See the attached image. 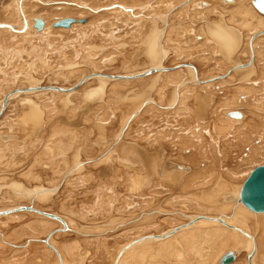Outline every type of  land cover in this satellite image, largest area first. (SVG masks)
<instances>
[{"label":"rangeland","instance_id":"rangeland-1","mask_svg":"<svg viewBox=\"0 0 264 264\" xmlns=\"http://www.w3.org/2000/svg\"><path fill=\"white\" fill-rule=\"evenodd\" d=\"M18 1L19 6H22V11H20V9L18 8ZM121 1L123 0H109V2L108 0H94V4L93 0H0V29H2L0 30V109L4 97L5 95H7L4 93H6V91H9L10 93L12 90L21 88L22 86H24L22 88H25L34 84H41L56 85L64 88H69L70 86L77 85L76 88H78V90L72 94H62L49 90L46 91L47 93L45 91L43 92V90L38 91L37 93H35L36 91L22 93L18 96L17 99H13L14 101L11 100L9 102H12L11 104H7V108L4 111L5 114H0V125L3 124L0 126V144L2 143L0 145V152L5 151L3 153H0V157H3L0 158V185H6H4L5 187H0V209L4 207L16 206L19 203L30 204L43 210H48L60 214L68 221V223L70 222L69 228L63 230V225L61 222H58L56 220H50L49 222H47L49 219L40 217L32 213H22L16 216H12L10 217V220L5 221L7 222L5 224L3 222H0V264H56L57 261H55L56 259L54 257V253L52 251L51 253H48L49 247L45 239L53 231L55 232L51 234V241L54 242L55 245L65 253L68 264H70L69 261L72 260L73 264H114V258L119 249L131 240L132 235H135V237H137L143 234L149 235L153 233H165L171 230L173 226L175 227L177 225L183 224L182 222L185 218L182 219L181 215L185 211H187L185 212L187 214H203L215 216L220 214L230 215L233 212L232 204L225 209H221L220 204L218 206H215L214 204L207 203L206 200H208L209 198H213V196L217 197V192L227 191L229 188L232 189L228 191H233L246 177L249 171L253 170L258 165H264V158H261L264 157V154H262L264 153V96H262L264 95V37L256 38L258 49L257 53L258 57L261 60H258L259 62L257 61L255 69H252V71L248 70L244 74L242 73L243 75H241L238 70H235L233 68L231 60L225 54L222 44V38H224L223 33L219 35L215 30V27L219 26L218 21L230 26H237L239 27V29H241L246 42V37L247 39H249V37L253 33L259 30V28H257V26L259 25L258 22L254 21L251 26L245 25V23L236 25V19H233L231 17V11L233 7L229 5H233V3L229 2L230 0H206L209 4L206 8H203L200 5L203 0H195V3L191 2V0H140L141 2L139 0H137V2L136 0H124V3ZM92 2L95 6L92 4ZM198 2L199 7L196 6ZM244 2L248 4L249 0H245ZM104 3L108 5H105ZM134 10L137 11L134 12ZM92 11L95 13H93ZM145 11L148 14H146ZM159 12H161L160 15ZM64 13H67L68 15ZM89 13H91V15ZM100 13L102 15H100ZM44 14H49L47 15V18L51 21V26L49 28H38L35 24L34 27L36 28V30H26V15L40 18ZM105 14V17H107V15L110 16L105 18L103 17V15ZM94 15L97 16L95 17ZM65 17L79 18L80 20L78 21V23L80 24L73 23L69 27H66L67 30L65 28H63L64 30L62 28L55 30L54 21H59V19ZM149 17L151 19H149ZM127 19H130L131 21L128 22ZM125 20L127 22H125ZM246 20L250 19L247 18ZM112 21L114 22L112 23ZM143 21H147V23L144 24ZM104 22L109 23V25L107 27H104ZM101 23L102 25H99ZM117 23L123 26L118 25V27ZM178 25H180L181 27ZM88 26H90V28ZM86 27H88L89 29ZM125 28H128V30ZM173 28L175 29V32H172V30L174 31ZM209 28L213 29L214 33L209 31ZM103 30H109L110 32L108 31L107 33ZM118 30L119 32H121L119 33ZM81 31L85 32L82 33ZM97 31H100V33H98ZM145 32L147 33L146 35ZM63 33L67 35L64 36ZM111 34L114 36H112ZM135 34H138V36ZM74 35L76 36L74 37ZM84 35H88L89 38L86 36L87 40H83L85 38ZM128 36L130 37L128 38ZM140 36L142 38H140ZM148 36H150V39H148ZM117 38H121L125 42L123 41L122 43L120 39L118 40V42H116L117 45H115V41L117 40ZM74 39L76 40V42ZM97 39L99 40V42L96 41ZM136 39H139V42H135ZM92 41L94 42L92 43ZM159 42L163 52L165 53L164 56L161 55ZM72 47L74 48V50H72ZM118 50H120L121 52L123 51L122 54ZM136 51L137 54H135ZM76 52H79L80 54ZM93 53H95V56ZM78 54L81 56H79ZM87 55H89V57ZM240 56L242 58V61L249 62L247 56H244L243 54H241ZM98 57H100V60H97L99 59ZM92 58L94 59L92 60ZM220 58L221 62H219L218 60ZM72 59L75 61H73ZM89 59L90 61H87ZM41 61H45L46 63H42ZM52 62L53 64H51ZM184 63H191L197 66V75L201 80H208L207 85L206 83L202 84L197 81V76L192 68L182 67L180 68L181 71L180 69H176L177 65ZM127 64L128 67H126ZM130 65L132 67L129 68ZM137 65L139 66L137 67ZM160 66L173 67V69L175 70L169 72V76H167L168 74H166V72L162 73L158 79L159 81L157 80V83H155L156 81L151 76H154V74L139 79L129 80L128 83H126V81H123V84L122 82L120 83V80L116 81L107 79L105 77L93 76L94 73L104 72L109 74H132L134 72L136 73ZM40 67L42 68V70L40 69ZM43 67H45L46 69L44 68V70ZM37 68L39 69V71ZM51 68L52 70H48ZM96 68L98 70L100 69V71L94 70ZM81 69L84 70L79 71ZM188 69L190 70V72ZM173 72H175L174 75H172ZM204 72H207L208 75ZM27 73L31 74L33 79L25 78V74ZM177 73L182 77H180ZM176 77L177 79H175ZM178 77H180L181 79L179 80ZM79 78L81 79L79 80ZM165 78H168L169 80ZM102 79L106 81H100ZM172 81L173 84L171 83ZM176 82L177 84H175ZM113 83L116 84L112 86ZM184 83H187V85ZM85 84L88 85V87ZM140 84L144 85L140 86ZM180 84L183 85L181 86ZM114 86L117 88H113ZM192 86L194 87V89ZM122 87H124V89ZM175 88H177L176 91ZM189 90L191 91L189 92ZM181 92H183V94H181ZM201 92L208 94L210 101L208 100L209 103L206 107V113L202 116H197L195 113V108L197 107L196 100L197 96ZM33 93L36 95H34ZM41 93H43V95H41ZM114 94H116L117 96ZM158 94H160L161 96ZM38 95H40L41 98ZM24 97H28L31 99L27 100L28 98L26 99ZM187 97L189 100L186 99ZM149 98L151 99L149 100ZM179 98L182 101H180ZM135 99H137L138 101H136ZM111 100L115 102L113 103ZM48 101L51 103H49ZM87 101L89 102V104H87ZM225 101L229 102L227 103ZM122 102L124 104H122ZM139 102L143 103L139 105ZM181 102L183 103L180 104ZM36 103H38V108L41 112L42 122L39 125L37 133H34L33 123L31 122V118L27 113L30 112V108L36 106ZM45 103L49 104L50 106L46 105V107ZM55 104H57V107ZM84 104L88 106H84ZM231 105L234 106L230 107ZM61 107L64 108V110L61 109ZM75 108H77V110H75ZM81 108H84L85 112L83 109L82 113ZM86 108L89 111L86 110ZM106 108H110V110ZM228 108L239 109L236 112L240 113V117H235L230 114L228 116L226 114V109ZM52 109L56 110L54 112H51ZM67 110L71 111L68 112ZM135 110L137 113L135 112ZM64 111L65 113H62ZM58 112H61L62 114H59ZM98 114L99 116H97ZM103 116H108V119L103 118ZM124 116L126 117L125 121ZM219 116L227 117V120H229L227 122L228 124L226 123L225 118L221 119V117L219 118ZM96 117L98 118V120ZM101 117L103 118V120L99 121ZM136 117H138V119H136ZM218 118L220 119V122ZM249 119L252 120L250 121ZM4 120L6 121L4 122ZM7 120L9 122H7ZM16 120L18 121L17 123ZM196 120L198 121L196 122ZM223 120H225V123L223 122ZM260 120L263 122H261ZM255 122H257L258 124ZM13 123L15 124L13 125ZM236 123H238L241 128L239 127V125H236ZM242 124H244L243 128L249 125L247 127L249 131L247 128L243 129ZM15 125H17V128H15ZM205 125H207V127H205ZM61 126L63 127L64 131L62 130ZM257 126H259L260 128H257ZM58 127L59 129H57ZM65 127L67 128V130ZM68 127H71L70 130H68ZM195 127L196 129H194ZM184 128L187 129L185 130ZM200 128H205L206 130H201ZM235 128L238 134L235 130H233ZM255 129L259 130L255 131ZM129 130H131L132 132ZM245 130H247L246 134ZM166 131H169V133ZM175 131H177V133H175ZM198 131H200V133ZM259 131H261L260 133L262 134L256 135L257 132L259 133ZM68 132L71 133L68 135H64V133ZM72 133H74V136ZM177 134L179 137L177 136ZM249 134L250 136L252 134L253 137H249ZM71 136L73 137L70 138ZM182 136L185 137L183 138ZM236 136L239 138V140ZM85 138H87V140ZM191 138H194L195 142H193V139ZM205 138L207 141L205 140ZM186 139L190 140L187 141ZM106 141H108V143ZM203 141L205 142L203 143ZM55 142L58 145H56ZM135 142L140 143L141 146L150 151L152 156H154V153H156V155L158 156L157 152L159 154H162L164 165H166L164 167L167 169H165V172H167L170 168L171 170L179 171V166L185 167V169L182 168V170L179 171L180 175H182L180 177V182L182 181V184H180V182L176 186L165 184L162 177H168L170 173H166V175L162 176L165 173L160 172V168L158 169L159 160H155V162H157V167L154 169L153 173H156L157 175L161 173L162 174L151 179V183L147 185L148 192L144 191L143 186L140 187L139 191H133L134 183L132 180V175H134V173L131 169L128 170L126 168V164L122 162L120 158H122V153H124L123 151L126 149V145ZM174 142H176V144ZM211 143L215 144L210 145ZM254 143L256 145H254ZM70 144L73 146V148ZM103 144H106L104 145L105 148H103ZM200 145L204 147L201 148ZM30 146L33 148L31 149ZM58 146L61 148H59ZM194 146L196 147L194 148ZM228 146L230 148H228ZM20 147L23 150V154L17 155L16 151L18 152ZM260 147L262 152L258 151L260 150ZM7 148L9 149L7 150ZM48 148L50 149V151ZM69 148H71V150ZM26 150L30 151L27 152ZM113 150L118 155L115 154ZM44 152L46 153V155ZM6 153H9L10 157H8ZM253 153L256 155V157ZM202 154H206V157L204 156V160ZM36 155L37 159H34L36 158ZM186 155L188 157H186ZM38 157L40 159H38ZM207 158L209 160H207ZM214 158L216 159L214 160ZM152 159H154V157H152ZM245 159L247 160L245 161ZM212 161L218 164H213ZM209 162L212 163L210 164ZM242 162L244 163L242 164ZM55 163H57L58 165H55ZM192 163H194V165ZM30 164L32 165V167ZM140 165L139 166L141 167V169H139L138 174L141 178H145L149 170L148 165H146L144 162H140ZM62 166L63 168H65L63 169ZM192 167L194 168L193 170L191 169ZM40 171H48L49 174H47V176L50 175L51 178H46L42 181L35 180L36 178L42 176V174H40ZM198 171L200 174L198 173ZM215 171L217 172V174ZM228 172L229 174H232L231 177ZM237 172L239 173L237 174ZM24 173H29L30 176L28 177L26 176V174L24 175ZM225 173H227V175ZM190 175L193 177L191 178ZM223 175H225V177ZM188 176L189 178H187ZM201 176L204 177V180ZM211 176L215 178H212ZM233 176L237 179L232 178ZM195 178L199 179L196 180ZM74 179L76 181H74ZM232 179L235 180L232 182ZM26 180L31 181L27 182V184ZM188 180L190 181L187 182ZM192 181L195 184H193ZM184 182H186L187 184L185 186L186 188L183 186ZM53 184H56V187L59 189L58 191L55 187H53ZM189 184H191V186ZM205 184L208 185L205 186ZM221 184H224L226 189L224 186H221ZM16 185L17 187H13ZM38 185H41V187L37 188L38 191L36 190L38 194L35 191L30 192V190L25 193H21L26 186H28V188H35V186ZM199 185H201V187H198ZM50 186L52 189L55 188V190L48 189L50 188ZM223 188L224 190H222ZM45 189L51 190V193L44 194L46 192ZM49 195H51V197H53L54 199L49 198ZM9 199L12 200L8 203ZM146 199H152L151 208L147 207L146 209H144V211L135 214V212L132 211L136 207L135 203L137 204L141 200ZM169 199L170 201H172L173 199L177 202L172 201L170 203ZM189 199H193V201ZM184 200H186V202H184ZM187 200H189L190 202H188ZM191 201L197 204H192ZM204 206H206V208ZM160 208L162 210H160ZM125 210H129L130 213L126 212L125 214V212H123ZM155 210H159L163 213L160 215L158 214V216ZM213 210L215 212H213ZM219 212L221 213L219 214ZM81 215L83 217H81ZM174 216L178 219L174 218ZM237 218L239 220H242L244 226L249 229L257 238L258 251L256 253L254 264H264V214H262L261 216H256L252 219H245L243 214H239L237 215ZM179 219H181V221ZM33 223L35 224V226ZM152 223L154 224L152 225ZM40 225L43 227H41ZM145 225L147 226V228ZM38 226L39 228H37ZM45 228H47L48 230H46ZM143 228H145L144 231ZM57 229L62 230L56 231ZM197 231H193V235H190L189 237H185L182 233L181 235H177L176 237L171 238L172 240L168 238L169 240H165L163 242L169 243L163 244L161 251H157L159 245L154 243V245L149 246L150 249L148 252V256L142 262V264H185L184 260H181V256L179 253L180 249L177 248L178 246H191V248L188 247L187 249H183L187 251L185 252V254H187L188 258L195 262V264H211L212 259L217 254V252L221 248V251H224L226 249L224 236H220L215 230L210 229V226L209 230L207 228H200ZM190 237L192 238V240L197 242L196 245H191L192 240ZM176 238H178V240H181V238H183L182 241H180L181 243L179 245L174 242ZM214 238L217 241L212 243L211 240ZM32 239H35L36 241H33ZM113 239H116L118 242H121L124 239L126 240L119 243V246L122 245L121 247L113 249L110 246V243ZM208 239L209 241H207ZM184 240L191 241V244L187 245ZM3 242H5L6 244ZM169 246H172L171 249L169 248ZM144 247H148V245ZM46 249L47 252L45 251ZM137 249L138 248H136V250ZM247 253L248 252L245 250L239 253L237 264H248L245 259ZM127 255L128 252L126 253V256ZM260 259L262 262H260ZM126 262L129 263L128 258L126 259ZM133 263L138 264V257L133 258Z\"/></svg>","mask_w":264,"mask_h":264},{"label":"bare ground","instance_id":"bare-ground-1","mask_svg":"<svg viewBox=\"0 0 264 264\" xmlns=\"http://www.w3.org/2000/svg\"><path fill=\"white\" fill-rule=\"evenodd\" d=\"M89 1V0H88ZM104 1V0H103ZM124 1V0H123ZM123 1H121V2H123ZM127 1V0H126ZM140 1V0H139ZM142 1V0H141ZM140 1V2H141ZM153 1V0H152ZM158 1V0H157ZM245 0H230L229 2H231V3H233V5H229V4H227V5H229V6H231V7H233L232 8V11H231V17L233 18V19H236V22H237V24L236 25H239V24H242V23H245V25H249V26H251V24L254 22V21H256V22H258V26H257V28H259V30L258 31H256L255 33H253L250 37H249V39H247V37H246V42H245V38H244V35H243V33H242V31H241V29H239V27H237V26H230V25H227V24H225V23H222V22H220V21H218V23H219V26H216L215 27V30L217 31V34H221V33H223V35H224V38H222V44H223V47H224V51H225V54H226V56L231 60V63L233 64V68L235 69V70H238L239 71V73H241V75H243L246 71H248V70H251L252 71V69H255V66H256V64H257V61L258 60H261L259 57H258V53H257V37H264V13H262V12H260L257 8H256V6L253 4V1L254 0H249V3L247 4L246 2H244ZM93 2H94V0H93ZM93 2H92V4H93ZM97 2H99V1H97ZM106 2V1H105ZM108 2H109V0H108ZM112 2V1H111ZM120 2V3H121ZM136 2H137V0H136ZM139 2V3H140ZM156 2V1H155ZM154 2V3H155ZM191 2H194L195 3V0H191ZM228 2V1H227ZM89 3V2H88ZM107 3V2H106ZM119 3V2H118ZM124 3V2H123ZM126 3V2H125ZM135 3V2H134ZM153 3V4H154ZM159 3V2H158ZM56 4V3H55ZM54 4V5H55ZM91 4V5H92ZM94 4H95V2H94ZM93 4V5H94ZM105 4V3H104ZM103 4V5H104ZM116 4V3H115ZM122 4V3H121ZM138 4V3H137ZM142 4V3H141ZM145 4H146V2H145ZM144 4V5H145ZM90 5V4H89ZM89 5H87V6H89ZM105 5H108V4H105ZM104 5V6H105ZM129 5H131V4H129ZM200 5L203 7V8H206L209 4H208V2L206 1V0H203L202 1V3H200ZM59 6V5H58ZM61 6V5H60ZM62 6H65V5H62ZM95 6V5H94ZM93 6V7H94ZM100 6V5H99ZM196 6H198L199 7V2L196 4ZM51 7H53V6H51ZM70 7V6H69ZM72 7V6H71ZM91 7V6H90ZM113 7V6H112ZM155 7V6H154ZM18 8L20 9V11H22V6H19V1H18ZM89 8V7H88ZM62 9H64V8H62ZM62 9H59V10H62ZM92 9V8H91ZM115 9V8H114ZM118 9V8H117ZM139 9V8H138ZM143 9V8H142ZM156 9H157V7H156ZM78 10V9H77ZM84 10V9H83ZM87 10V9H86ZM113 10V9H112ZM112 10H108V11H112ZM173 10V9H172ZM16 11V10H15ZM88 11H90V10H88ZM137 11V10H136ZM135 10H134V12H136ZM142 11V10H141ZM140 11V12H141ZM152 11H154V10H152ZM32 12V11H31ZM47 12V11H46ZM51 12V11H50ZM77 12V11H76ZM79 12V11H78ZM93 12V11H92ZM105 12V11H104ZM41 13V12H40ZM68 13V12H67ZM67 13H64V14H66V15H68ZM83 13V12H82ZM93 13H95V12H93ZM92 13V14H93ZM102 13H103V11H102ZM145 13L146 14H148L146 11H145ZM38 14V13H37ZM57 14H59V13H57ZM90 15H91V13H89ZM114 14H117V13H114ZM136 14V13H135ZM161 14V12H159V15ZM47 15H49V14H44V15H42V17H40V18H37V17H31L30 15H26L25 16V18H26V30L27 31H30L31 29L32 30H36V28L34 27L35 26V24H36V21H37V19H40V20H42V23H43V25H42V27L41 28H43V29H46V28H49L50 26H51V24H50V20L47 18ZM71 15V14H70ZM69 15V16H70ZM100 15H102L101 13H100ZM99 15V16H100ZM113 15V14H112ZM121 15V14H120ZM51 16V15H50ZM74 16V15H73ZM95 16V15H94ZM97 16V15H96ZM95 16V17H96ZM106 16V14L105 15H103V17H105ZM108 16H110V15H107V17ZM118 16H119V14H118ZM128 16V15H127ZM102 17V16H101ZM107 17H105V18H107ZM129 17V16H128ZM152 17V16H151ZM230 17V16H229ZM84 18V17H83ZM143 18V17H142ZM158 18V17H157ZM250 19V20H246V19ZM97 19V18H96ZM103 19V18H102ZM149 19H151L150 17H149ZM195 19V18H194ZM60 20V19H59ZM80 19L79 18H74V22H72L71 24H80V23H78V21H79ZM112 20V19H111ZM128 20V19H127ZM140 20V19H139ZM119 21V20H118ZM129 21H131L130 19L128 20V22ZM135 21V20H134ZM138 21V20H137ZM136 21V22H137ZM142 21V20H141ZM148 21V20H147ZM147 21L145 22V21H143L144 22V24H146L147 23ZM174 21V20H173ZM189 21V20H188ZM56 21H54V23H55ZM95 22V21H94ZM114 21H112V23H113ZM125 22H127L126 20H125ZM162 22V21H161ZM172 22V21H171ZM200 22V21H199ZM231 22V21H230ZM87 23H92V22H87ZM86 23V24H87ZM105 23V22H104ZM111 23V22H110ZM121 23V22H120ZM134 23V22H133ZM139 23V22H138ZM152 23H154V22H152ZM182 23V22H181ZM116 24V23H115ZM143 24V25H144ZM173 24V23H172ZM99 25H102V23L101 24H99ZM109 25V23H105V25H104V27H107ZM119 25V23H117V26ZM125 25V24H124ZM137 25V24H136ZM150 25V24H149ZM181 25V24H180ZM180 25H178V26H180ZM80 26V25H79ZM113 26V25H112ZM116 26V27H117ZM119 26H123V25H119ZM118 26V27H119ZM128 26H130V25H128ZM147 26V25H146ZM173 26V25H172ZM75 27H76V25H75ZM89 28H90V26H88ZM88 27H86V28H88ZM111 27V26H110ZM145 27V26H144ZM167 27V26H166ZM181 27V26H180ZM184 27V26H183ZM63 29V28H65L66 29V26H55V30H58V29ZM88 28V29H89ZM100 28H102V27H100ZM109 28V27H108ZM122 28V27H121ZM129 28V27H128ZM128 28H125V29H127L128 30ZM137 28H138V26H137ZM143 28V27H142ZM147 28V27H146ZM149 28V27H148ZM92 29V28H91ZM106 29V28H105ZM114 29V28H113ZM139 29H140V27H139ZM144 29V28H143ZM163 29V28H162ZM174 29V28H173ZM179 29V28H178ZM187 29V28H186ZM0 30H2V29H0ZM64 30V29H63ZM67 30V29H66ZM69 30H70V28H69ZM83 30V29H82ZM94 30V29H93ZM93 30H90V31H93ZM99 30H102V29H99ZM116 30H117V28H116ZM120 30V29H119ZM119 30H118V32H119ZM129 30H131V29H129ZM161 30V29H160ZM168 30V29H167ZM90 31H89V33H90ZM103 31H106V30H103ZM109 31V30H108ZM108 31H106L107 33H108ZM134 31V30H133ZM137 31V30H136ZM143 31V30H142ZM150 31V30H149ZM176 31H178V30H176ZM180 31H182V30H180ZM184 31V30H183ZM209 31H211L212 33H214V30L213 29H210L209 28ZM208 31V32H209ZM15 32V31H14ZM65 32V31H64ZM67 32H69V31H67ZM82 33H84L83 31H81ZM98 33H100V31H97ZM110 32V31H109ZM121 32V31H120ZM119 32V33H120ZM124 32V31H123ZM123 32H122V34H123ZM140 32V31H139ZM144 32V31H143ZM172 32H175V29H174V31L172 30ZM74 33V32H73ZM77 33V32H76ZM92 33V32H91ZM104 33V32H103ZM118 33V34H119ZM126 33V32H125ZM135 33V32H134ZM142 33V32H141ZM17 34H19V33H17ZM64 34V33H63ZM72 34V33H71ZM88 34V33H87ZM95 34V33H94ZM117 34V35H118ZM121 34V35H122ZM139 34V33H138ZM138 34H135V35H137L138 36ZM147 33L145 32V35H146ZM149 34V33H148ZM182 34V33H181ZM65 35H67V34H64V36ZM73 35V34H72ZM77 35V34H76ZM76 35H74V37L76 36ZM93 35V34H92ZM92 35H90V36H92ZM97 35V34H96ZM99 35V34H98ZM102 35V34H101ZM112 35V34H111ZM127 35V34H126ZM134 35V34H133ZM141 35V34H140ZM247 35H248V33H247ZM246 35V36H247ZM81 36V35H80ZM85 36V35H84ZM87 37H88V35H86ZM85 36V38L83 39V40H85L87 37ZM112 36H114V35H112ZM131 36V35H130ZM130 36H128V38L130 37ZM144 36V35H143ZM41 37V36H40ZM73 37V38H74ZM96 37H98V36H96ZM118 37V36H117ZM133 37H135V36H133ZM64 38V37H63ZM89 38V37H88ZM102 38V37H101ZM106 38H108V37H106ZM113 38V37H112ZM140 38H142L141 36H140ZM139 38V39H140ZM171 38V37H170ZM177 38H178V36H177ZM104 39V38H103ZM114 39V38H113ZM121 39V38H120ZM120 39H118L117 38V40L115 41V45H117L116 44V42H118V40H120ZM138 39V40H139ZM148 39H150V36H148ZM209 39V38H208ZM219 39V38H218ZM64 40V39H63ZM75 40V39H74ZM74 40H72V41H74ZM87 40V39H86ZM115 40V39H114ZM127 40V39H126ZM137 39L135 40V42H139ZM170 40V39H169ZM168 40V41H169ZM172 40V39H171ZM96 41H98L99 42V40L97 39ZM108 41V40H107ZM120 41H122V43H123V41L124 40H120ZM166 41V40H165ZM43 42H45V41H43ZM75 42H76V40H75ZM87 42V41H86ZM90 42V41H89ZM94 41H92V43H93ZM101 42V41H100ZM112 42H114V41H112ZM125 42V41H124ZM141 42V41H140ZM48 43V42H47ZM88 43V42H87ZM91 43V42H90ZM105 43V42H104ZM246 43V44H245ZM43 44V43H42ZM78 44V43H77ZM111 44V43H110ZM120 44V43H119ZM126 44H127V42H126ZM133 44H134V42H133ZM141 44V43H140ZM184 44V43H183ZM96 45V44H95ZM114 45V44H113ZM82 46V45H81ZM90 46V45H89ZM97 46V45H96ZM164 46V45H163ZM170 46V45H169ZM78 47V46H77ZM73 48V47H72ZM142 48V47H141ZM177 48V47H176ZM86 49H88V48H86ZM85 49V50H86ZM113 49V48H112ZM123 49V48H122ZM134 49V48H133ZM159 49H160V52H161V55H165V53L163 52V50H162V48H161V45H160V42H159ZM187 49V48H186ZM217 49V48H216ZM72 50H74V48L72 49ZM80 50V49H79ZM114 50H116V49H114ZM127 50V49H126ZM126 50H125V52H126ZM138 50V49H137ZM148 50V49H147ZM81 51V50H80ZM79 51V52H80ZM108 51V50H107ZM113 51V50H112ZM118 51H120V50H118ZM118 51H117V53H118ZM170 51V50H169ZM79 52H76V53H79ZM92 52H94V51H92ZM123 52V51H122ZM122 52L120 51V53L122 54ZM142 52V51H141ZM240 52H242V53H240ZM74 53V52H73ZM87 53H88V51H87ZM116 53V52H115ZM140 53V52H139ZM80 54V53H79ZM78 54V55H79ZM86 54V53H85ZM84 54V55H85ZM94 54V56H95V53H93ZM93 54H91V55H93ZM109 54H110V52H109ZM125 54V53H124ZM135 54H137V51H136V53ZM241 54H243L244 56H247L248 57V60H249V62H244V61H242L241 59ZM90 55V54H89ZM89 55H87L88 57H89ZM108 55V54H107ZM115 55V54H114ZM141 55H143V54H141ZM179 55V54H178ZM79 56H81V55H79ZM103 56H104V54H103ZM119 56V55H118ZM56 57V56H55ZM74 57H75V55H74ZM87 57V58H88ZM107 57V56H106ZM143 57V56H142ZM146 57H147V55H146ZM217 57V56H216ZM71 58V57H70ZM73 58V57H72ZM83 58V57H82ZM81 58V59H82ZM86 58V57H85ZM99 59H97V60H100V57H98ZM113 58H115V57H113ZM41 59V58H40ZM94 58H92V60H93ZM101 59H103V58H101ZM133 59V58H132ZM54 60V59H53ZM57 60V59H56ZM73 60V59H72ZM83 60V59H82ZM86 60V59H85ZM110 60V59H109ZM111 60H112V58H111ZM166 60V59H165ZM219 60V62H221L220 60H221V58L220 59H218ZM50 61V60H49ZM55 61V60H54ZM53 61V62H54ZM73 61H75V60H73ZM87 61H90V59L89 60H87ZM42 62V61H41ZM44 63H46L45 61H43ZM42 62V63H43ZM53 62L51 63V64H53ZM56 62V61H55ZM128 62V61H127ZM259 62V61H258ZM92 63H93V61H92ZM96 63V62H95ZM94 63V64H95ZM264 63V62H263ZM49 64V63H48ZM75 64V63H74ZM102 64V63H101ZM132 64V63H131ZM84 65V64H83ZM108 65V64H107ZM150 65H151V63H150ZM95 66V65H94ZM96 66H98V65H96ZM100 66V65H99ZM139 65H137V67H138ZM143 66V65H142ZM145 66H146V63H145ZM148 66V65H147ZM84 67V66H83ZM126 67H128V64H127V66ZM130 67H132L131 65L129 66V68ZM182 67H189V68H192L193 69V71H194V73L196 74V76H197V81L198 82H200V83H202V84H205L206 83V85H207V82H208V80H201L200 78H199V76L197 75V66H195V65H193V64H191V63H184V64H180V65H177L176 66V69L177 70H179L180 68H182ZM219 67V66H218ZM45 67H43V69H44ZM57 68V67H56ZM98 68H100V67H98ZM38 69V68H37ZM40 69L42 70V68L40 67ZM46 69V68H45ZM44 69V70H45ZM264 69V68H263ZM40 70V71H41ZM48 70H52V68L51 69H48ZM55 70H57V69H55ZM84 70V69H83ZM82 69L81 70H79V71H83ZM89 70V69H88ZM94 70H98L97 68L96 69H94ZM136 70V69H135ZM175 69H173V67H167V66H160V67H153V68H150V69H147V70H144V71H140V72H134V73H132V74H109V73H94L93 74V76L94 77H105V78H107V79H111V80H120V83L122 82V84H123V81L125 82L126 81V83H128V81L129 80H133V79H139V78H142V77H147V76H150L151 74H154V76L153 75H151L152 76V78L156 81L155 83H157V80L159 79V77H160V75L162 74V73H164V72H166V74H168L169 72H172V71H174ZM189 70V69H188ZM38 71H39V69H38ZM78 71V70H77ZM98 71H100V69L98 70ZM97 71V72H98ZM133 71H134V69H133ZM180 71H181V69H180ZM184 71V70H183ZM209 71V70H208ZM213 71V70H212ZM215 71V70H214ZM237 71V72H238ZM189 72H190V70H189ZM183 73V72H182ZM191 73H192V71H191ZM205 73V72H204ZM243 73V74H242ZM42 74H44V73H42ZM70 74V73H69ZM69 74H67V75H69ZM83 74V73H82ZM172 74V73H171ZM175 74V72H173V74L172 75H174ZM178 74V73H177ZM205 74H207L208 75V73L206 72ZM61 75V74H60ZM179 75V74H178ZM177 75V76H178ZM185 75V74H184ZM240 75V76H241ZM19 76V75H18ZM167 76H169V74L167 75ZM180 77H182L181 75H179ZM66 77V76H65ZM180 77H178L179 78V80L181 79ZM216 77V76H215ZM224 77V76H223ZM25 78H32L33 79V77H32V75L31 74H29V73H27V74H25ZM88 78H91V77H88ZM184 78V77H183ZM202 78V77H201ZM214 78V77H213ZM81 78H79V80H80ZM87 79V78H86ZM86 79H83V80H86ZM165 79H168V78H165ZM175 79H177V77L175 78ZM211 79V78H210ZM209 79V80H210ZM258 79V78H257ZM46 80V79H45ZM92 80V79H91ZM96 80V79H95ZM147 80H148V78H147ZM169 80V79H168ZM172 80V79H171ZM174 80V79H173ZM179 80H177V81H179ZM67 81V80H66ZM100 81H102V82H105L106 80H104V79H102V80H100ZM137 81V80H136ZM140 81V80H139ZM142 81V80H141ZM159 81V80H158ZM243 81V80H242ZM89 82V81H88ZM87 82V83H88ZM115 82V81H114ZM152 82V81H151ZM164 82H167V81H164ZM212 82V81H211ZM81 83V82H80ZM79 83V84H80ZM86 83V84H87ZM94 83V82H93ZM118 83V82H117ZM133 83H134V81H133ZM138 83H140V82H138ZM154 83V82H153ZM152 83V84H153ZM172 84H173V81L171 82ZM237 83V82H236ZM7 84V83H6ZM78 84V85H79ZM85 84V85H86ZM114 84H116V83H113L112 84V86L114 85ZM145 84V83H144ZM143 84V85H144ZM148 84V83H147ZM152 84H150V85H152ZM166 84H168V83H166ZM175 84H177V82L175 83ZM184 84H186L187 85V83H184ZM63 85V84H62ZM91 85V84H90ZM142 84H140V86H141ZM142 85V86H143ZM181 86L183 85V84H180ZM70 86V85H69ZM87 87H88V85H86ZM112 86H111V89H112ZM117 86V85H116ZM120 86V85H119ZM155 86V85H154ZM164 86V85H163ZM22 87H24V86H22ZM17 88V89H14V90H12L10 93H9V91H6V93H4V94H7V95H5V97H4V100H3V102H2V106H1V109H0V114H2L3 115V113H4V111H5V109L7 108V104L11 101V100H13V99H17L18 98V96L19 95H21L22 93H26V92H34V91H36L35 93H37L38 91H41V90H43V92L45 91H52V92H59V93H62V94H72V93H74V92H76L77 90H78V88H76L77 87V85H73V86H70L69 88H64V87H60V86H56V85H41V84H34V85H31V86H29V87H25V88ZM126 87V86H125ZM149 87V86H148ZM151 87V86H150ZM161 87V86H160ZM160 87H158V88H160ZM184 87V86H183ZM191 87V86H190ZM193 87V86H192ZM231 87V86H230ZM113 88H117V87H113ZM119 88V87H118ZM123 89H124V87H122ZM162 88V87H161ZM180 88H182V87H180ZM84 89H85V87H84ZM164 89V88H163ZM191 89V88H190ZM193 89H194V87H193ZM120 90V89H119ZM152 90V89H151ZM161 90V89H160ZM160 90H159V92H160ZM177 90V88H175V91ZM3 91V90H2ZM112 91V90H111ZM129 91V90H128ZM134 91V90H133ZM132 91V92H133ZM187 91V90H186ZM191 90H189V92H190ZM5 92V91H4ZM8 92V93H7ZM114 92V91H113ZM122 92V91H121ZM135 92H137V91H135ZM143 92V91H142ZM157 92V91H156ZM169 92V91H168ZM184 92V91H183ZM183 92H181V94H183ZM246 92V91H245ZM47 93V92H46ZM79 93H81V92H79ZM97 93V92H96ZM111 93V92H110ZM109 93V94H110ZM115 93H117V92H115ZM118 93H119V91H118ZM144 93V92H143ZM146 93V92H145ZM158 93V92H157ZM180 93V92H179ZM34 94V93H33ZM32 94V95H33ZM39 94H40V92H39ZM83 94V93H82ZM113 94V93H112ZM131 94V93H130ZM148 94V93H147ZM180 94V95H181ZM34 95H36V94H34ZM41 95H43V93H41ZM114 95H116V94H114ZM129 95V94H128ZM132 95V94H131ZM144 95V94H143ZM155 95V94H154ZM158 95H160V94H158ZM256 95V94H255ZM258 95V94H257ZM260 95V94H259ZM2 96H3V94H2ZM23 96H25V95H23ZM28 96V95H27ZM40 98H41V96L40 95H38ZM117 96V95H116ZM130 96V95H129ZM148 96V95H147ZM161 96V95H160ZM163 96H165V95H163ZM170 96H171V94H170ZM191 96V95H190ZM262 96H264V95H262ZM21 97V96H20ZM36 97V96H35ZM47 97V96H46ZM135 97V96H134ZM144 97H146V96H144ZM143 97V98H144ZM149 97V96H148ZM151 97V96H150ZM183 97V96H182ZM244 97V96H243ZM24 98H28V97H24ZM109 98H111V97H109ZM117 98V97H116ZM124 98H125V96H124ZM129 98V97H128ZM127 98V99H128ZM131 98V97H130ZM161 98V97H160ZM240 98V97H239ZM31 98H28L27 100H30ZM43 99V98H42ZM46 99V98H45ZM59 99V98H58ZM80 99H82V98H80ZM114 99V98H113ZM138 99V98H137ZM137 99H135L136 101H138ZM151 98H149V100H150ZM180 99V98H179ZM186 99H188V97L186 98ZM44 100V99H43ZM189 100V99H188ZM208 100H209V95L208 94H205L204 92H201L198 96H197V100H196V102H197V107L195 108V113H196V115L197 116H202L203 114H205L206 112V107H207V104L209 103L208 102ZM14 101V100H13ZM39 101H42V100H39ZM58 101V100H57ZM77 101H79V100H77ZM86 101V100H85ZM112 101V100H111ZM116 101H117V99H116ZM153 101V100H152ZM160 101V100H159ZM158 101V102H159ZM180 101H182L181 99H180ZM210 101V100H209ZM19 102V101H18ZM49 102V101H48ZM54 102V101H53ZM62 102H63V100H62ZM88 102V101H87ZM86 102V103H87ZM106 102V101H105ZM113 103L115 102V101H112ZM125 102V101H124ZM133 102V101H132ZM185 102V101H184ZM222 102V101H221ZM225 102H227V101H225ZM229 102V101H228ZM227 102V103H228ZM12 103V102H11ZM11 103H9V104H11ZM47 103V102H46ZM45 103V106L46 105H49V104H46ZM49 103H51V102H49ZM126 103V102H125ZM143 103V102H142ZM142 103H140L139 102V105H141ZM165 103V102H164ZM183 102H181L180 104H182ZM223 103V102H222ZM221 103V104H222ZM14 104V103H13ZM22 104V103H21ZM30 104V103H29ZM53 104V103H52ZM65 104V103H64ZM63 104V105H64ZM78 104H80V103H78ZM87 104H89V102L87 103ZM91 104V103H90ZM121 104V103H120ZM119 104V105H120ZM122 104H124L123 102H122ZM121 104V105H122ZM235 104V103H234ZM15 105H16V101H15ZM54 105V104H53ZM56 105V107H57V104H55ZM86 104H84V106H85ZM116 105V104H115ZM137 105V104H136ZM154 105V104H153ZM159 105V104H158ZM161 105V104H160ZM164 105V104H163ZM225 105H227V104H225ZM12 106V105H11ZM29 106V105H28ZM50 106V105H49ZM59 106V105H58ZM86 106H88V105H86ZM108 106H110V105H108ZM117 106V105H116ZM151 106V105H150ZM211 106V105H210ZM234 105H231L230 107H233ZM238 106V105H237ZM13 107V106H12ZM11 107V108H12ZM47 107V106H46ZM120 107V106H119ZM122 107V106H121ZM124 107H126V106H124ZM219 107V106H218ZM250 107V106H249ZM261 107H262V105H261ZM264 107V106H263ZM263 107H262V109H263ZM26 108H28V107H26ZM26 108H24V109H26ZM52 108H55V107H52ZM59 108V107H58ZM78 108V107H77ZM77 108H75V110H77ZM89 108V107H88ZM99 108V107H98ZM101 108V107H100ZM115 108H117V107H115ZM142 108V107H141ZM181 108V107H180ZM226 108V107H225ZM245 108V107H244ZM61 109H63L64 110V108H62L61 107ZM83 109L84 108H81V110H82V113H83ZM90 109V108H89ZM106 109H109L110 110V108H106ZM182 109H184V108H182ZM185 109H187V108H185ZM257 109H259V108H257ZM50 110V109H49ZM56 109H52L51 110V112L53 111H55ZM62 110V111H63ZM74 110V111H75ZM81 110H80V113H81ZM86 110H88L87 108H86ZM119 110V109H118ZM224 110V109H223ZM237 110H239V109H226V114L229 116V112H232V111H237ZM251 110V109H250ZM68 111V110H67ZM71 110H69L68 112H70ZM72 111H73V109H72ZM89 111V110H88ZM99 111V110H98ZM104 111H105V109H104ZM122 111V110H121ZM138 111V110H137ZM151 111V110H150ZM180 111V110H179ZM212 111V110H211ZM217 111V110H216ZM241 111V110H240ZM245 111V110H244ZM50 112V113H51ZM84 112H85V109H84ZM87 112V111H86ZM91 112V111H90ZM114 112V111H113ZM135 112H136V110H135ZM134 112V113H135ZM176 112H177V110H176ZM248 112V111H247ZM59 114L61 113V112H58ZM58 113H56V114H58ZM62 113H65V111L64 112H62ZM61 113V114H62ZM105 113H107V112H105ZM111 113V112H110ZM115 113V112H114ZM131 113V112H130ZM137 113V112H136ZM238 113V112H237ZM251 113V112H250ZM253 113V112H252ZM5 114V113H4ZM28 114V116L31 118L30 120H31V122L33 123V126H34V133H37V131H38V128H39V125L41 124V122H42V117H41V112H40V110H39V108H38V103H36V106H34V107H32V108H30V112L29 113H27ZM71 114V113H70ZM76 114V113H75ZM119 114H120V112H119ZM126 114V113H125ZM175 114V113H174ZM257 114V113H256ZM9 115H11V114H9ZM72 115H73V113H72ZM81 115V114H80ZM90 115V114H89ZM101 115H102V113H101ZM107 115V114H106ZM127 115V114H126ZM125 115V116H126ZM139 115V114H138ZM244 115V114H243ZM8 116V115H7ZM61 116V115H60ZM64 116V115H63ZM97 116H99V114L97 115ZM108 116H109V114H108ZM107 116V117H108ZM124 116V117H125ZM261 116V115H260ZM11 117V116H10ZM106 116H103V118H107ZM123 117V118H124ZM221 116H219V118H220ZM235 117H240V113H239V116H235ZM249 117V116H248ZM257 117V116H256ZM97 118V117H96ZM103 118L101 117V119L99 120V121H101V120H103ZM122 118V119H123ZM128 118H129V116H128ZM218 118V119H219ZM222 118H225L226 119V123L229 121V120H227V117H221V119ZM246 118H247V116H246ZM12 119V118H11ZM15 119V118H14ZM13 119V120H14ZM53 119V118H52ZM108 119V118H107ZM121 119V120H122ZM136 119H138V117H136ZM153 119V118H152ZM158 119V118H157ZM187 119V118H186ZM72 120V119H71ZM73 120H75V119H73ZM86 120V119H85ZM97 120H98V118H97ZM105 120V119H104ZM126 120V117H125V119H124V121ZM132 120V119H131ZM140 120H141V118H140ZM177 120V119H176ZM210 120V119H209ZM250 120V119H249ZM249 120H248V122H249ZM252 120V119H251ZM250 120V121H251ZM262 120V119H261ZM260 120V121H261ZM6 120H4V122H5ZM123 121V120H122ZM129 121V120H128ZM127 121V122H128ZM135 121V120H134ZM152 121V120H151ZM198 120H196V122H197ZM233 121V120H232ZM259 121V120H258ZM263 121H264V119H263ZM263 121H261V122H263ZM7 122H9L8 120H7ZM18 121L16 120V123H17ZM89 122V121H88ZM105 122V121H104ZM219 122H220V119H219ZM223 122L225 123V120H223ZM92 123V122H91ZM131 123V122H130ZM129 123V124H130ZM148 123V122H147ZM185 123V122H184ZM190 123V122H189ZM206 123V122H205ZM209 123V122H208ZM207 123V124H208ZM222 123V122H221ZM230 123V122H229ZM243 123V122H242ZM247 123V122H246ZM255 123H257V122H255ZM7 124V123H6ZM15 123H13V125H14ZM100 124V123H99ZM141 124V123H140ZM228 124V123H227ZM231 124H232V122H231ZM245 124V123H244ZM244 124H242V128H243V125ZM258 124V123H257ZM264 124V123H263ZM1 125H3V124H1ZM0 125V126H1ZM8 125H9V123H8ZM19 125V124H18ZM60 125V124H59ZM138 125V124H137ZM149 125V124H148ZM190 125V124H189ZM198 125H199V123H198ZM201 125V124H200ZM236 125H239L238 123H236ZM17 125H15V128H17L16 127ZM146 126V125H145ZM150 126V125H149ZM180 126V125H179ZM191 126V125H190ZM189 126V127H190ZM195 126V125H194ZM204 126V125H203ZM202 126V127H203ZM235 126V125H234ZM249 125H247V127H248ZM264 126V125H263ZM14 127V126H13ZM62 127V126H61ZM128 127V126H127ZM177 127V126H176ZM197 127V126H196ZM196 127L194 128V129H196ZM200 127V126H199ZM205 127H207V125H205ZM236 127V126H235ZM239 127H240V125H239ZM247 127H244V128H247ZM253 127V126H252ZM5 128V127H4ZM19 128V127H18ZM66 128V127H65ZM64 128V129H65ZM69 129L68 130H70V128L71 127H68ZM140 128V127H139ZM147 128H150V127H147ZM159 128V127H158ZM233 128V127H232ZM237 128V127H236ZM236 128L235 129H233V130H235L236 131ZM241 128V127H240ZM243 128V129H244ZM250 128V127H249ZM254 128H255V126H254ZM257 128H260L259 126H257ZM261 128H263V127H261ZM11 129H13V128H11ZM43 129V128H42ZM57 129H59V127L57 128ZM61 129V128H60ZM95 129V128H94ZM142 129V128H141ZM141 129H139V130H141ZM181 129V128H180ZM185 129V128H184ZM187 129V128H186ZM185 129V130H186ZM201 129V128H200ZM199 129V130H200ZM203 129H205V128H203ZM203 129H201V130H203ZM238 129V128H237ZM248 129V128H247ZM264 129V128H263ZM3 130H6V129H3ZM9 130V129H8ZM51 130H53V129H51ZM55 130H56V128H55ZM62 130H63V127H62ZM66 130H67V128H66ZM87 130V129H86ZM200 130V131H201ZM206 130V129H205ZM256 130H259V129H255V131ZM43 131V130H42ZM64 131V130H63ZM77 131V130H76ZM88 131V130H87ZM109 131V130H108ZM112 131V130H111ZM129 131H131V130H129ZM146 131H147V129H146ZM180 131V130H179ZM193 131V130H192ZM200 131H198L199 133H200ZM239 131V130H238ZM241 131V130H240ZM246 131L247 130H245V134H246ZM248 131H249V129H248ZM251 131H253V130H251ZM250 131V132H251ZM54 132V131H53ZM65 132H67V131H65ZM86 132V131H85ZM117 132V131H116ZM132 132V131H131ZM166 132H168L169 133V131H166ZM165 132V133H166ZM191 132V131H190ZM195 132H197V131H195ZM243 132H244V130H243ZM261 131H259V133L257 132V134L256 135H258V134H262V133H260ZM4 133V132H3ZM71 133V132H70ZM69 132L68 133H64V135L66 134V135H68V134H70ZM161 133V132H160ZM175 133H177V131H175ZM183 133V132H182ZM194 133V132H193ZM192 133V134H193ZM202 133V132H201ZM205 133V132H204ZM233 133H235V132H233ZM236 133H237V131H236ZM248 133V132H247ZM256 133V132H255ZM22 134H24V133H22ZM22 134H20V135H22ZM47 134V133H46ZM51 134V133H50ZM58 134H60V133H58ZM57 134V135H58ZM62 134H63V132H62ZM73 134V136H74V133H72ZM84 134H86V133H84ZM139 134V133H138ZM184 134V133H183ZM188 134V133H187ZM203 134V133H202ZM206 134V133H205ZM238 134V133H237ZM236 134V135H237ZM57 135H54V136H57ZM91 135V134H90ZM112 135V134H111ZM181 135V134H180ZM189 135V134H188ZM191 135V134H190ZM199 135H201V134H199ZM204 135V134H203ZM203 135H202V137H203ZM207 135V134H206ZM216 135V134H215ZM239 135H241V134H239ZM238 135V136H239ZM73 136H71L70 138H72ZM106 136V135H105ZM143 136V135H142ZM147 136V135H146ZM145 136V137H146ZM155 136V135H154ZM176 136V135H175ZM177 136H178V134H177ZM192 136V135H191ZM223 136V135H222ZM243 136H245V135H243ZM247 136V135H246ZM251 136H252V134H251ZM250 136V134H249V137H251ZM179 137V136H178ZM183 137V136H182ZM185 137V136H184ZM183 137V138H184ZM196 137V136H195ZM237 137V136H236ZM253 137V136H252ZM254 137H255V134H254ZM257 137V136H256ZM54 138H56V137H54ZM53 138V139H54ZM77 138V137H76ZM120 138H122V137H120ZM230 138V137H229ZM258 138V137H257ZM86 140H87V138H85ZM110 139V138H109ZM135 139V138H134ZM137 139V138H136ZM162 139V138H161ZM160 139V140H161ZM165 139V138H164ZM191 139H193V142H195L194 140V138H191ZM202 139V138H201ZM235 139V138H234ZM237 139L239 140V138L237 137ZM254 139V138H253ZM66 140V139H65ZM114 140V139H113ZM155 140H157V139H155ZM187 141L188 140H190V139H186ZM205 140H206V138H205ZM216 140V139H215ZM252 140V139H251ZM255 140V139H254ZM257 140V139H256ZM53 141V140H52ZM98 141V140H97ZM100 141V140H99ZM123 141V140H122ZM127 141V140H126ZM154 141V140H153ZM198 141V140H197ZM200 141V140H199ZM207 141V140H206ZM230 141V140H229ZM259 141V140H258ZM26 142V141H25ZM54 142V141H53ZM83 142V141H82ZM107 143H108V141H106ZM156 142V141H155ZM202 142V141H201ZM205 141H203V143H204ZM241 142V141H240ZM244 142H245V140H244ZM243 142V143H244ZM36 143V142H35ZM38 143V142H37ZM60 143H63V142H60ZM59 143V144H60ZM81 143V142H80ZM86 143V142H85ZM120 143H122V142H120ZM129 143V142H128ZM152 143V142H151ZM175 144H176V142H174ZM187 143H190V142H187ZM200 143V142H199ZM2 144V143H1ZM0 144V145H1ZM12 144V143H11ZM53 144V143H52ZM55 144L56 145H58L56 142H55ZM73 144V143H72ZM153 144V143H152ZM172 144V143H171ZM208 144V143H207ZM212 144H215V143H211L210 145H212ZM233 144V143H232ZM249 144V143H248ZM247 144V145H248ZM252 144V143H251ZM258 144H260V143H258ZM17 145V144H16ZM50 145H51V143H50ZM66 145V144H65ZM71 145V144H70ZM104 145H106V144H103V148H105L104 147ZM146 145V144H145ZM149 145V144H148ZM196 145V144H195ZM203 145V144H202ZM209 145V144H208ZM226 145V144H225ZM229 145H231V144H229ZM254 145H256L255 143H254ZM15 146V145H14ZM53 146V145H52ZM67 146H69V145H67ZM72 146V145H71ZM71 146H69V147H71ZM188 146V145H187ZM201 146V145H200ZM206 146V145H205ZM214 146H216V145H214ZM5 147V146H4ZM18 147V146H17ZM26 147V146H25ZM31 147V146H30ZM59 147V146H58ZM82 147V146H81ZM91 147H94V146H91ZM191 147V146H190ZM196 146H194V148H195ZM204 147V146H203ZM202 146H201V148H203ZM213 147V146H212ZM211 147V148H212ZM247 147V146H246ZM245 147V148H246ZM259 147V146H258ZM2 148V147H1ZM33 147H31V149H32ZM59 148H61V147H59ZM72 148H73V146H72ZM126 149L123 151L124 153H122V158H120L121 160H122V162H124L125 164H126V168L129 170V169H131L132 170V172L134 173V175H132L133 177H132V180H133V183H134V185H133V191H135V192H137V191H139L140 190V187L141 186H143L144 188V191H147L148 192V190H147V185L148 184H150L151 183V179L152 178H154V177H156V176H159V175H161L162 173H165V174H163L162 176H164V175H166V173H170L169 174V176L168 177H162V179L164 180V183L165 184H168V185H177L179 182H180V177L182 176V175H180V173H179V171L180 170H182V168H184L185 169V167H180L179 166V168L178 169H180L179 171L178 170H171V168L170 169H168V171L167 172H165L167 169L164 167V166H166V165H164V161H163V155L162 154H159L158 152H157V150H156V152H157V154H158V156L156 155V153H154V156H152L151 155V152L150 151H148V150H146L143 146H141L140 145V143H138V142H135V143H132V144H127L126 145V147H125ZM200 148V147H199ZM224 148V147H223ZM228 148H230L229 146H228ZM9 148H7V150H8ZM27 149H29V148H27ZM36 149V148H35ZM49 149V148H48ZM70 150H71V148H69ZM157 149V148H156ZM197 149V148H196ZM195 149V150H196ZM249 149V148H248ZM255 149V148H254ZM183 150V149H182ZM203 150V149H202ZM201 150V151H202ZM206 150V149H205ZM227 150V149H226ZM233 150V149H232ZM256 150V149H255ZM263 150V149H262ZM27 152H29L28 150H26ZM49 151H50V149H49ZM51 151H52V149H51ZM114 151V150H113ZM197 151V150H196ZM195 151V152H196ZM250 151H251V149H250ZM258 151H261V147H260V150H258ZM3 152H5V151H3ZM3 152H0V153H3ZM14 152V151H13ZM110 152V151H109ZM207 152V151H206ZM205 152V153H206ZM230 152V151H229ZM262 152V151H261ZM260 152V153H261ZM16 153H17V155H21V154H23V150H22V148L20 147L19 148V150H18V152L16 151ZM25 153V152H24ZM45 153V152H44ZM60 153H61V151H60ZM64 153H66V152H64ZM112 153V152H111ZM114 153H115V151H114ZM179 153V152H178ZM232 153V152H231ZM54 154V153H53ZM58 154V153H57ZM63 154V153H62ZM89 154V153H88ZM115 154H117V153H115ZM210 154V153H209ZM254 154V153H253ZM252 154V155H253ZM262 154H264V153H262ZM6 155H8V157H10L9 156V153L7 154L6 153ZM45 155H46V153H45ZM48 155H50V154H48ZM75 155H76V152H75ZM118 155V154H117ZM188 155H190V154H188ZM193 155H194V151H193ZM197 155V154H196ZM206 155V154H205ZM204 154H202V156H203V160H204V156H205ZM233 155H235V154H233ZM258 155V154H257ZM260 155V154H259ZM42 156V155H41ZM69 156V155H68ZM112 156V155H111ZM199 156V155H198ZM208 156V155H207ZM254 156L256 157V155L254 154ZM43 157V156H42ZM49 157H51V156H49ZM108 157V156H107ZM106 157V158H107ZM152 157H154V159H152ZM178 157V156H177ZM186 157H188L187 155H186ZM206 157V156H205ZM214 157H216V156H214ZM0 158H3V157H0ZM162 158V159H161ZM208 158H210V157H208ZM207 158V160H209ZM261 158H264V157H261ZM34 159H37V155H36V158H34ZM38 159H40L39 157H38ZM45 159V158H44ZM43 159V160H44ZM48 159V158H47ZM89 159V158H88ZM93 159V158H92ZM193 159H194V157H193ZM202 159V158H201ZM206 159V158H205ZM216 158H214V160H215ZM235 159V158H234ZM11 160H13V159H11ZM49 160H51V159H49ZM155 160L156 161H158L159 160V162H158V164H159V166H158V169L160 168V172H162L161 174H156V173H153V171H154V169L157 167V162H155ZM180 160V159H179ZM213 160V159H212ZM243 160V159H242ZM247 159H245V161H246ZM251 160H253V159H251ZM37 161V160H36ZM35 161V162H36ZM46 161V160H45ZM58 161V160H57ZM187 161H189V160H187ZM186 161V162H187ZM217 161V160H216ZM227 161V160H226ZM240 161V160H239ZM244 161V160H243ZM250 161V160H249ZM248 161V162H249ZM12 162V161H11ZM35 162H33V163H35ZM40 162V161H39ZM41 162H42V159H41ZM140 162H144L146 165H148V168H149V170H148V172H147V174H146V176H145V178H141L140 177V175L138 174L139 173V169H141V165H140ZM162 162V163H161ZM181 162V161H180ZM213 162V161H212ZM211 162V163H212ZM32 163V164H33ZM59 163V162H58ZM64 163V162H63ZM161 163V164H160ZM210 163V162H209ZM210 163V164H211ZM244 162H242V164H243ZM247 163V162H246ZM44 164V163H43ZM57 163H55V165H56ZM84 164V163H83ZM140 166H139V165ZM193 165H194V163H192ZM213 164H218V163H214L213 162ZM239 164V163H238ZM31 165V164H30ZM37 165H38V163H37ZM40 165H41V163H40ZM58 165V164H57ZM63 165V164H62ZM144 165V164H143ZM240 165V164H239ZM119 166V165H118ZM29 167V166H28ZM31 167H32V165H31ZM54 167V166H53ZM52 167V168H53ZM59 167V166H58ZM67 167V166H66ZM27 168V167H26ZM34 168V167H33ZM48 168V167H47ZM62 168H63V166H62ZM65 168V167H64ZM63 168V169H64ZM31 169V168H30ZM49 169V168H48ZM166 169V170H165ZM192 170L194 169L193 167L191 168ZM52 170V169H51ZM60 170V169H59ZM62 170V169H61ZM54 171V170H53ZM58 171V170H57ZM141 171V170H140ZM171 171V172H170ZM252 171V170H251ZM251 171H249V173L246 175V177L241 181V183L233 190V191H228V190H230V189H232V188H229L227 191H220V192H217L216 193V196L217 197H214L213 196V198H209L208 200H206L207 201V203H211V204H214L215 206L217 205H221V209L223 208V209H225L226 207H228V206H230L231 204H232V206H233V212L230 214V215H221L220 213L221 212H219V214L220 215H217V216H215V215H203V214H187V213H185V212H187V211H185L182 215H181V218L183 219V218H185L184 219V221L182 222L183 224H180V225H177V226H173V228H171V230H169V231H167V232H165V233H160V234H149V235H141V236H137V237H135V235H132V238H131V240L126 244V245H124L123 247H121V246H119V243H121L122 241H124V240H126V239H124V240H120L121 242H118L116 239H113L112 241H111V248H113V249H117L118 247H121L120 249H119V251H118V253L116 254V256H115V258H114V264H134L133 263V258H135V257H138V264H142V262L146 259V257L148 256V252H149V246H152V245H154V243H156L157 245H159V248L157 249V251H161L162 250V245L163 244H168L167 242H163V241H165V240H169V239H171V238H174V237H176L177 235H181L182 233L184 234V236L185 237H189L190 235H193L192 233H193V231H197V230H199L200 228H204V229H208L209 230V226H210V229H213V230H215L220 236H224V241H225V247H226V249L224 250V251H221L222 250V248L217 252V254L214 256V258L212 259V262H211V264H224L223 263V257L224 256H226V255H229V254H232V255H234V260L233 261H231V262H229V263H227V264H237L238 263V256H239V253L240 252H242L243 250H245V251H247L248 253H247V255H246V262H248V264H254V260H255V257H256V253H257V251H258V242H257V238H256V236L249 230V229H247L245 226H244V223L242 222V220H239L238 218H237V215H239V214H243L244 215V218L245 219H252V218H254V217H256V216H261L262 214H264V211H260V212H257V211H254V210H251L248 206H246L243 202H241L240 201V192H241V188H242V186H243V182L245 181V179L249 176V174H250V172ZM38 172V171H37ZM55 172V171H54ZM142 172V171H141ZM216 172V171H215ZM226 172V171H225ZM229 172H231V171H229ZM229 172H228V174H229ZM232 172H234V171H232ZM239 172H240V170H239ZM239 172H237V174L239 173ZM241 172H242V170H241ZM196 173V172H195ZM198 173H199V171H198ZM223 173V172H222ZM26 173H24V175H25ZM40 174H42V176L41 177H39V178H36L35 180H44V179H46V178H48V179H50L51 177H50V175L49 176H47V174H49L48 173V171H40ZM55 174V173H54ZM200 174V173H199ZM213 174V173H212ZM211 174V175H212ZM216 174H217V172H216ZM215 174V175H216ZM226 175H227V173H225ZM234 174V173H233ZM32 175V174H31ZM184 175V174H183ZM189 175V174H188ZM195 175H197V174H195ZM230 175V177H231V175L232 174H229ZM26 176H30V174L29 173H27L26 174ZM191 176V175H190ZM224 177H225V175H223ZM193 176H191V178H192ZM202 178H203V180H204V177L203 176H201ZM206 177V176H205ZM212 178H215V177H213V176H211ZM228 177V176H227ZM187 178H189V176L187 177ZM201 178V179H202ZM211 178V179H212ZM232 178H235L234 176L232 177ZM239 178V177H238ZM240 178H241V176H240ZM1 179V178H0ZM76 179V178H75ZM74 179V181H76ZM196 179V178H195ZM199 179V178H198ZM198 179H196V180H198ZM206 179V178H205ZM228 179V178H227ZM235 179H237V178H235ZM234 179V180H235ZM187 180V179H186ZM191 180V179H190ZM190 180H188L187 182H189ZM214 180V179H213ZM233 179H232V182L234 181ZM31 181V180H30ZM30 181H28V180H26V183L27 182H30ZM130 181V180H129ZM156 181V180H155ZM209 181V180H208ZM220 181H222V180H220ZM227 181H230V180H227ZM237 181V180H236ZM203 182V181H202ZM212 182V181H211ZM5 183V182H4ZM53 183V182H52ZM51 183V184H52ZM131 183V182H130ZM192 183L193 184H195L193 181H192ZM191 183V184H192ZM223 183V182H222ZM224 183H225V181H224ZM28 184V183H27ZM73 184H74V182H73ZM78 184V183H77ZM180 184H182V181L180 182ZM191 184H189L190 186H191ZM199 184V183H198ZM202 184V183H201ZM227 184V183H226ZM5 185V184H4ZM3 184L2 185H0V187H5ZM66 185H68V184H66ZM71 185V184H70ZM131 185V184H130ZM187 184H186V182H184L183 183V186L185 187ZM188 185V186H189ZM208 185V184H207ZM206 184H205V186H207ZM210 185V184H209ZM229 185V184H228ZM29 186V185H28ZM28 186H26L25 187V189L23 190V192H21V193H25V192H27V191H29L30 190V192H32V191H35L36 193H37V188L38 187H41V185H38V186H35V188H28ZM31 186V185H30ZM74 186V185H73ZM180 186V185H179ZM194 186V185H193ZM204 186V185H203ZM204 186V187H205ZM218 186V185H217ZM221 186H224V184L222 185L221 184ZM227 186V185H226ZM230 186V185H229ZM13 187H17V185L16 186H13ZM53 187H55L56 189H57V191L59 190L57 187H56V184L54 185L53 184ZM76 187V186H75ZM172 187V186H171ZM183 187V188H184ZM198 187H201V185H199ZM225 187V186H224ZM233 187V186H232ZM44 188V187H43ZM55 188H51V186H50V188H48V189H52V190H55ZM78 188V187H77ZM173 188V187H172ZM186 188V187H185ZM192 188V187H191ZM219 188V187H218ZM162 189H166V188H162ZM171 189V188H170ZM176 189H178V188H176ZM225 189H226V187H225ZM37 190V191H36ZM222 190H224V188L222 189ZM45 193L44 194H46V193H51L50 191L51 190H46L45 189ZM75 191V190H74ZM154 191V190H153ZM168 191H169V189H168ZM156 192H157V190H156ZM174 192H176V191H174ZM178 192V191H177ZM185 192V191H184ZM197 192V191H196ZM214 192V191H213ZM212 192V193H213ZM224 192V193H223ZM171 193V192H170ZM192 193V192H191ZM38 194V193H37ZM70 195V194H69ZM156 195V194H155ZM208 195V194H207ZM214 195H215V193H214ZM66 196V195H65ZM171 196V195H170ZM206 196V195H205ZM212 196V195H211ZM169 197V196H168ZM180 197V196H179ZM49 198H51V199H54L53 197H51V195H49ZM68 198V197H67ZM167 198V197H166ZM160 199H161V195H160ZM171 199V198H170ZM170 199H169V201H170ZM175 199V198H174ZM179 199H181V198H179ZM12 199H9V201H8V203L11 201ZM189 200H192L193 201V199H189ZM189 200H187L188 202H190ZM79 201V200H78ZM134 201V200H133ZM152 199L150 200H141L139 203H135V208L132 210L133 212H135V214L136 213H138V212H141V211H144V209H146L147 207H149V208H151V205H152ZM164 201V200H163ZM162 201V202H163ZM172 201H175V202H177L176 200H173L172 199ZM172 201H170V203L172 202ZM181 201H183V200H181ZM191 201V202H192ZM195 201V200H194ZM206 201H205V203H206ZM6 202V201H5ZM129 202V201H128ZM132 202V201H131ZM135 202V201H134ZM161 202V201H160ZM184 202H186V200H184ZM127 203V202H126ZM195 204V202H192V204ZM199 203V202H198ZM134 204V203H133ZM161 204V203H160ZM159 204V205H160ZM197 204V203H196ZM195 204V205H196ZM126 207V206H125ZM129 207V206H128ZM195 207V206H194ZM205 208H206V206H204ZM127 208V207H126ZM199 208V207H198ZM197 208V209H198ZM61 209V208H60ZM109 209V208H108ZM200 209V208H199ZM198 209V210H199ZM110 210V209H109ZM160 210H162L161 208H160ZM62 211V210H61ZM156 211V210H155ZM196 211V210H195ZM118 212V211H117ZM122 212V211H121ZM123 212H125V214H126V212L127 213H130L129 212V210H125V211H123ZM193 212V211H192ZM198 212V211H197ZM200 212V211H199ZM202 212V211H201ZM213 212H215L214 210H213ZM216 212H217V210H216ZM22 213H32V214H36V215H38V216H40V217H43V218H46V219H49L47 222H49L50 220H56V221H58V222H61L62 223V225H63V230H65V229H68L69 228V223H68V221L65 219V218H63L60 214H57V213H55V212H51V211H48V210H43V209H41V208H38V207H36V206H34V205H30V204H18V205H16V206H10V207H4V208H1L0 209V222H3L4 224L5 223H7V222H5V221H7V220H10V217H12V216H16V215H18V214H22ZM149 213H150V211H149ZM163 212H161V211H159V210H157L156 211V214L158 215H160V214H162ZM204 213V212H203ZM224 213V212H223ZM24 215V214H23ZM158 215V216H159ZM176 216V215H175ZM174 216V218H176ZM25 217V216H24ZM81 217H83L82 215H81ZM26 218V217H25ZM75 218V217H74ZM41 219V218H40ZM45 219V220H46ZM176 219H178V218H176ZM14 220H15V218H14ZM13 220V221H14ZM180 221H181V219H179ZM178 220V221H179ZM263 220V219H262ZM36 221H38V220H36ZM40 221V220H39ZM42 221V220H41ZM179 221V222H180ZM9 222V221H8ZM45 222V221H44ZM2 223V224H3ZM12 223V222H11ZM23 223V222H22ZM93 223V222H92ZM128 223V222H127ZM175 223H176V220H175ZM178 223V222H177ZM34 224V223H33ZM38 224V223H37ZM41 224V223H40ZM154 223H152V225H153ZM157 224V223H156ZM170 224H171V222H170ZM25 225V224H24ZM39 225V224H38ZM152 225H150V226H152ZM4 226V225H3ZM34 226H35V224H34ZM41 226V225H40ZM146 226V225H145ZM149 226V225H148ZM31 227V226H30ZM41 227H43V226H41ZM141 227V226H140ZM170 227H172V226H170ZM37 228H39V226L37 227ZM47 228H49V227H47ZM47 228H45L46 230H48ZM51 228V227H50ZM138 228V227H137ZM146 228H147V226H146ZM27 229V228H26ZM29 229V228H28ZM35 229V228H34ZM43 229V228H42ZM140 229V228H139ZM144 229L145 228H143V231H144ZM159 229V228H158ZM252 229H253V227H252ZM30 230V229H29ZM59 230H62V229H57L56 231H59ZM141 230V229H140ZM157 230V229H156ZM44 231V230H43ZM52 231V230H51ZM159 231V230H158ZM264 231V230H263ZM28 232V231H27ZM55 231H53L51 234H53ZM197 232H199V231H197ZM126 233V232H125ZM206 233V232H205ZM264 233V232H263ZM51 234L48 236V237H46L45 239H46V243L48 244V247H49V249H48V253L50 252L51 253V251L54 253V257H55V261H57V263L56 264H68V260H67V258H66V256H65V253L59 248V247H57L56 245H55V243L54 242H52L51 241ZM128 234V233H127ZM130 234V233H129ZM133 234V233H132ZM214 234V233H213ZM16 235V234H15ZM42 235H43V233H42ZM203 235H205V234H203ZM264 236V235H263ZM169 238V239H168ZM191 238V237H190ZM38 239V238H37ZM44 239V238H43ZM180 239V238H179ZM182 239L183 238H181V240H178V238H176V240H174V242L177 244V245H179L181 242L180 241H182ZM194 239V238H193ZM260 239H261V237H260ZM29 240V239H28ZM33 240V239H32ZM35 240V239H34ZM33 240V241H34ZM40 240V239H39ZM172 240V239H171ZM191 240H192V238H191ZM196 240V239H195ZM36 241V240H35ZM207 241H209V239L207 240ZM215 241H217L215 238L214 239H212L211 240V242L213 243V242H215ZM42 242H43V240H42ZM44 242H45V240H44ZM184 242L187 244V245H190L191 244V241H189V240H184ZM3 243H5V242H3ZM6 244V243H5ZM197 244V242L196 241H194V240H192V246L193 245H196ZM3 245V244H2ZM109 245V244H108ZM146 245H148V247H144V246H146ZM173 245H175V244H173ZM172 245V246H173ZM172 246H169V248L171 249V247ZM189 248H191V246H188ZM187 246H178L177 248H179L180 249V251H179V253H180V256H181V260H184V262H185V264H195V262H193L191 259H189L188 258V256H187V254H185V252H187V251H185L184 249H187L188 248ZM136 248H138L137 250H136ZM184 248V249H183ZM195 249V248H194ZM4 250V249H3ZM190 250V249H189ZM38 251V250H37ZM46 252H47V249L45 250ZM113 251V250H112ZM15 252V251H14ZM128 252V255L126 256V253ZM166 252V251H165ZM91 253V252H90ZM173 253V252H172ZM177 253V252H176ZM175 253V254H176ZM21 254V253H20ZM70 255V254H69ZM111 255V254H110ZM48 256V255H47ZM73 256H74V254H73ZM72 256V257H73ZM174 256V255H173ZM196 256V255H195ZM261 257V256H260ZM263 257V256H262ZM128 258V262L129 263H127L126 262V259ZM152 258V257H151ZM183 258V259H182ZM263 260H264V258H263ZM109 261V260H108ZM113 261V260H112ZM75 262V261H74ZM260 262H262L261 261V259H260ZM45 263V262H44ZM69 263L70 264H73V260L72 261H69ZM145 263V262H144Z\"/></svg>","mask_w":264,"mask_h":264},{"label":"water","instance_id":"water-1","mask_svg":"<svg viewBox=\"0 0 264 264\" xmlns=\"http://www.w3.org/2000/svg\"><path fill=\"white\" fill-rule=\"evenodd\" d=\"M253 4L256 8L264 13V0H254ZM74 22V18L65 17L56 21L54 26L69 27ZM43 25L42 20L37 19L36 26L41 28ZM232 116H239L236 111L230 112ZM240 201L248 206L251 210L260 212L264 211V165L256 166L249 176L243 182L240 192ZM234 260V255L229 254L223 257V263L227 264Z\"/></svg>","mask_w":264,"mask_h":264}]
</instances>
